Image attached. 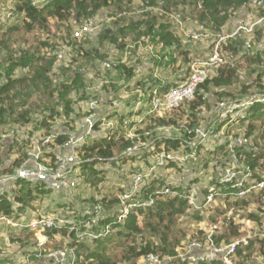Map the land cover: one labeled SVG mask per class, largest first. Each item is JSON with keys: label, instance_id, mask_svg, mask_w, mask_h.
Here are the masks:
<instances>
[{"label": "trees", "instance_id": "obj_1", "mask_svg": "<svg viewBox=\"0 0 264 264\" xmlns=\"http://www.w3.org/2000/svg\"><path fill=\"white\" fill-rule=\"evenodd\" d=\"M158 1L159 0H157L156 2L155 0H145L144 4L138 10H141L147 4L154 6ZM163 1L165 2V0ZM170 1L172 2V0ZM186 1H188L189 4H194L193 7L197 10L195 17L197 19V22H199L198 24L204 25L207 29L208 27H206V23L204 22V20H206L207 26L209 22H211L210 25L216 23L217 26L215 27L217 29L219 28L218 30H220V28L224 24L223 20L227 19V17L219 16V10L230 5H241L246 0H183L182 4H185ZM124 2L125 0H52L51 2H48L43 6H35L32 4V0H15L12 11L19 14L20 18L17 19L18 22L14 24L2 23L0 28H4V30L0 32V124L11 121V123H17L25 126L31 122H35L33 121L34 117L32 116V108L34 107V101H32V98L37 94L40 95V98H43L46 102V110L42 108V112L38 116L39 118H37L36 124H38V126L34 125V129L38 131L40 139L48 134V132L51 130L52 124L56 118V114L58 113L55 110L56 106L60 105L62 101H65L64 111H62V113L67 118V120L65 121V124L67 125L65 129L67 131H72L74 129L75 125L71 124L74 123V120L71 117V113L74 111V106L76 105V103L73 102L72 98H68V95L69 93L71 94L75 92V94L79 96V101L81 102L88 98V90L85 89V86L90 83V79L87 80L86 72L92 71L97 62H99L101 59H104L107 54L105 55V52H102L101 49H97L96 47H94L95 49H85L82 45H79V69H77V71L74 70L75 72L71 78V81H63L56 84L53 83L55 81L51 80L50 73L55 67V54L51 55L39 52L37 47L34 49L23 47L14 48L13 45L15 41L12 40L13 35L19 32L20 29H24L28 32L33 30L34 27L46 28L48 18H57L59 20H63L69 18L72 15L75 16V18L79 20V22L91 18L94 20V22L97 21V23H101L99 18L96 20L94 17H100L101 13L104 14V10L108 11V14L110 15H113L117 12L113 17H110L111 25L103 28L100 32L97 33V35H93L94 38L100 40V37H102V41H108L106 44L113 46L111 48V51L113 52L115 49H120L123 46L121 38H123L124 40L126 38H130L132 40L139 38L140 40L145 41L147 38L151 37V40L154 41V45L156 47L161 46V48L158 49V53L160 54V58L162 61H170L172 52L175 51L178 52V56H182L183 64L186 65V67L183 69L184 71L181 72V76L178 78V80H174L172 82L166 81L165 85H163L162 89L160 90L165 91L172 86H177L186 81L191 72V64L196 60H192L194 56L189 58L187 54L185 55L186 50L189 52L188 49L181 50L180 34L172 30V26H175L172 20H170L163 14H159L157 11L141 12L143 16L141 17L140 22L137 21L138 23L133 22L132 24L133 28L137 31V36H132V33L129 34L127 32V29L130 25L128 23L125 24L126 22L121 21L123 20V18H120L126 13L122 12L124 10L120 11ZM169 6L170 2L166 0V4L164 6L166 11H171ZM159 17L162 18L165 22H161L157 27L156 20ZM261 24V27H263L264 22H262ZM256 28L257 26H255L253 32L248 34H254ZM211 32L219 33L220 31ZM88 35L89 34H85L81 38H79L80 42L84 40L85 37L88 38ZM93 36H91L89 39H91ZM241 36L236 38L231 37V40L233 42L236 40H240ZM231 40H228L227 42H223V40L220 41L219 45L221 44V47H218V51L221 52V55H223L222 49H230V51L232 52L237 51L234 46L230 45L232 44V42L227 44ZM135 41L141 43L139 40ZM135 41L133 42V44H130L128 48H133L132 50H134L135 45H137L135 44ZM203 42H207V47L210 48L211 51L215 45L216 40H213L210 37L209 40H205ZM136 48L138 47L136 46ZM247 54H244V58L249 62L264 64V54ZM166 57H169V59L166 60ZM207 58L208 56L206 57L204 55L202 58L196 59L197 61H205ZM162 61L159 62V64L163 63ZM85 66H87V69L83 71V68ZM112 67L116 68L117 71L121 73L122 68L119 69V67L122 66L114 65ZM124 74L126 78H130L133 76V72L131 71V69L127 68L125 70V66ZM236 77L237 68L235 64L226 61L224 64L217 66L214 74H208L206 79L196 87L193 99L180 104L177 108L169 111H163L164 114L161 116H156L153 114L146 115L138 125L143 124L144 121H148L149 124H146L144 128H134V135H127L124 130H120L119 125L108 129V135H90L89 138L91 140L89 142H86V144H84V146L82 147V150L84 151L82 157L83 159L91 160L82 162L80 164V167H78L80 171V173L78 172V175L80 174V176L84 178V186L86 184H90V186L96 187L99 183H102L105 179L103 171L104 166H108L109 169H113V166H118L120 169L124 170L123 174H121V172L118 170L117 176L113 183H126V181L128 180V175L134 172V167L132 166H135L136 164L140 165V162H144V165H149V163L152 162H150L149 158H154L156 153L162 149V146L167 149L177 148L180 144V138L170 139L164 136L159 137L158 131H161L160 127H168L169 125L173 127L174 124L178 123V121H180L179 117L182 118V114L184 112L176 111L181 109L182 106L186 104L187 109H190H186V111H188L191 116L195 115L197 109L201 107L208 98L205 92H211L213 94L212 88L214 87L230 88L237 82ZM151 80L153 81V79ZM152 84H155V82L153 81L150 84H147L146 82H138L137 84L142 86L144 92V97L141 100V103L144 106L148 105L149 91L152 88ZM103 90H107L106 84L102 85V88L100 90L101 96H104V94L107 93L105 91L103 92ZM54 95L57 96V104L56 106L49 107L47 103L48 101L50 102ZM233 96L234 95H232L231 93V97ZM107 97L111 96H108L106 94L105 99ZM136 97L137 93H133L129 98L135 99ZM232 99L244 100L245 98L234 97ZM29 101H32L33 105L28 104ZM106 102L107 100L100 103V105L96 107L98 116L104 114L103 108H106ZM192 111H194L195 114ZM87 112L89 113V111H84V114L87 115ZM142 112L143 110L140 109L137 113ZM169 112H174L173 116L167 115V113ZM82 114L83 111L79 108V118ZM246 114L247 119H243L246 120L244 135L247 138L252 137L254 143L257 137L264 136V101L254 102V104L250 106V108H248ZM113 118V114L107 115L106 121L109 122ZM122 118L125 119L121 116L118 118L120 123L124 122ZM136 120L137 119L135 118V121ZM135 121H132L127 125L131 126ZM245 122L243 121V123ZM98 124H100V121H97L95 125V128H97V130L100 128ZM193 125L200 124L194 122L193 124H187L186 126L192 127ZM218 127L219 126H215V129H217ZM179 134L182 136V138H184L187 135V132L184 130H180ZM29 137H33L32 132H30L29 135L26 136V138L21 137L22 142H25L26 144ZM67 139V133H59V135L55 139V143L61 145L64 144ZM145 141H150L147 151L141 149L140 151H136L138 149L127 151V149L130 147H143V143H146ZM220 147L221 148H215L217 149V151L224 150L223 144H221ZM114 149L119 152L118 155H114ZM252 150L253 148H250V150L242 151V153L246 157V162L251 167L261 159V156H264L263 148H259V150L256 149L257 154ZM28 151H22L21 153L18 152L19 155L13 158L10 166L5 167L3 170H0V174H2L0 175V177L14 174L16 169H18L22 165V162L27 157ZM44 155H50L52 157L51 161L54 160L55 155L52 152H45ZM139 155L141 156V159L138 161L137 159ZM126 158H129L131 160V163L134 162L136 164H131V167L123 169ZM110 161L112 162V164H110ZM96 165H99V168H94L96 167ZM216 169L217 167L216 165H214L212 167L214 176H212V179L210 180H202L201 178H198V176L193 175L192 171L190 173L188 172V170H186V172H188L187 174H189L187 176H189L190 178L188 182V188L191 185L199 184L202 194H207L210 187L218 189L219 184L217 183L215 176ZM177 170H180V168H178ZM99 173H101L102 176H98ZM258 178L260 179L261 177L258 176ZM13 184L15 185L12 188L11 193L4 191V194L2 195L3 199L0 203V211H3L5 213H11L13 211V207L20 213L27 211L34 212L37 207L32 208V202L37 199L42 200L43 195H49L48 192L53 193L41 182L31 183L29 181L15 179L12 180L11 187L13 186ZM78 188L76 190L77 192L74 195V198L78 195ZM93 194L91 195L90 199L84 200L85 203L92 205L100 202L102 203L104 209L110 208L109 210L113 209L114 207H119L118 199L115 196L113 198L102 196V198L98 200V198L93 199ZM63 196V194H59L58 198L54 199V204L56 205V207H67L73 202L72 198L68 199L64 196V199L62 198ZM79 203V206L75 207L73 211L76 218L79 217V214H81L82 210L84 212V205L81 204L80 199ZM253 203L257 205L256 211L258 213H249L248 217H244V219L242 218V220L249 221L251 223L253 222V224L254 222H257L258 226H260L262 216L264 215V199L258 197V199H256ZM186 204V200L180 197H164L163 199H160L159 202H157L156 205L151 209L140 211L137 210L136 212L131 211L127 213L125 215V219L122 222L115 221L111 224V226L113 227L112 231H110L102 238L94 240H88L86 238L78 240L76 239L73 232L69 233L66 229L51 230L46 233V235L48 236L47 245L49 246V242L56 234H60L62 238H67L68 241L66 246L64 244L58 243L55 244V247H72L75 252L77 264H117V260L114 258L115 256L110 252V250L112 249V247L123 246L130 239L133 243L128 244L129 246L126 250L127 260H135V258L137 257L152 253L158 255L160 260L163 262L164 257L175 258L173 262L169 264H173L174 262H178L180 264H223L220 260L211 262L198 261L193 263H189L186 260L181 262V259H179L178 255H176L174 247L177 241H168L175 238V236L170 238V235L172 234L170 232V226L166 225L165 228H163L158 222H172L175 215H180L184 212L185 208L187 207ZM231 204L233 206H245L246 202L242 199L232 202ZM228 205L229 203L227 204V206ZM116 212L117 210H115V213ZM247 213L248 212H245V214ZM88 216V214H85L83 216V219H81L85 221L88 219ZM192 216H194V218H198L199 214L197 212H193ZM115 218V216H107L105 219L101 220L100 223L105 222L106 220H113ZM139 218H143V223L141 226L138 223ZM248 218L252 219V221L248 220ZM155 219L158 220L156 221V223H154ZM143 227L149 228L151 233L161 232L162 236L159 242H152L151 240H149V238H146L143 235ZM238 232L240 233V229H238ZM236 236L237 232L235 228L230 227L228 232L218 231L217 233H214L213 240L216 243L228 244L229 242L234 241L236 239ZM204 237L205 236L198 239H202ZM11 239L15 240V242H18L20 244V247L26 248L23 250L24 254H31L30 257L35 258V252L32 253L31 251L35 242H33L34 240L29 237L27 232H20L18 235H14V237H11ZM257 241L260 243V249L262 250V252H264V238H260ZM252 244L253 241H251L250 246L247 247L246 250H249ZM28 246H30V248H27ZM27 249L29 251H27ZM159 251L162 254H159ZM236 255L242 257L238 260V264H244L240 263L243 262V259L245 260L246 264H260L248 258L249 252L243 254L239 246L237 248ZM6 257L7 256H5L4 258L0 257V264H4L5 262L9 261V259Z\"/></svg>", "mask_w": 264, "mask_h": 264}, {"label": "built area", "instance_id": "obj_2", "mask_svg": "<svg viewBox=\"0 0 264 264\" xmlns=\"http://www.w3.org/2000/svg\"><path fill=\"white\" fill-rule=\"evenodd\" d=\"M52 0H32V4L35 6H43ZM148 3V2H147ZM264 4V0H246L240 6L236 8L234 5L226 6L219 10V16H226L227 18H233V29L228 33H217V40L213 49L209 52V56L206 61H193L191 64V72L186 81L183 83L172 86L165 91H162L163 82H155L152 84V88L149 91L148 105L144 106L141 103L144 97L143 89H139L137 97L135 99L128 98L127 103L130 102L128 108L132 114L139 115L138 111L133 108L137 106L143 110L142 114L135 121V118H129L125 120L124 124H130L135 121L133 125H127L129 128H135L146 115H158L163 111H169L177 108L180 104L193 99L196 87L202 83L209 74V66L212 63L221 62L222 58L218 51L220 41L226 38L240 37L243 33H251L254 31L255 26L264 22V16H257L253 20L248 18V7L254 5ZM165 2L159 0L156 5H145L144 8L139 10L140 12L157 11L159 14H163L172 20L175 27L181 32L185 33V37L189 43L209 40L211 36H215L209 32L204 25L199 24L195 27L187 28L183 22L182 17L174 11H166ZM97 25L93 19L89 18L79 23V28L74 32L73 36L81 38L83 35L91 34L97 29ZM136 43H139L138 41ZM117 61L110 57H105L97 62L96 66L90 72H86L87 80L90 79V83L85 86L88 90V98L84 101H79V108L83 111L80 116V124L84 125V133L76 135L70 133L68 139L64 144H56L55 139L61 133L59 129L51 128V130L39 140L31 150L27 152V157L22 162V165L16 169L12 175L0 177V183L10 182L12 180L20 179L29 181L31 183L41 182L47 188H49L56 196L63 194L68 199L74 198L76 190L82 184L78 181V167L84 161H90L91 159H83L82 155L84 151L82 147L86 144V139L90 135L100 134L98 131L105 132L115 127L112 122H107L106 117L102 114L98 116L96 107L100 103L104 102L105 95L101 96V82L97 81L99 75H102L101 69H109L116 65ZM87 69V66L83 68V71ZM104 100V101H103ZM257 101H264L262 98H247L239 100H225L219 102L218 109L223 106V111L216 113L214 116L219 118L214 119L213 116L206 123L200 125L180 126L174 128V130L180 133V130L187 132V135L182 138L180 135V144L177 148L167 149L162 146V149L156 153L154 160H151L149 165H135L134 172L128 175V180L123 182L120 186L119 192L116 194L119 207L111 210H105L102 203L98 202L92 205L87 204L84 206V212L82 210L79 217L76 218L73 212H65L63 215H42L34 214V216H26L25 213H20L13 207L11 213H5L0 211V231L2 229H12L13 232L25 231L32 233V238L38 247L34 257H40L38 262H47V264H77L74 249L72 247L64 248H50L47 245L48 236L47 232L51 230L66 229L67 232H73L76 239L80 240L86 238L88 240H94L102 238L113 230L111 224L115 221L122 222L125 219V215L131 211L148 210L153 208L160 199L164 197H180L186 200V205L190 208H194L192 211L197 212L200 216L203 211L206 213L214 212V208L227 207L232 205V202L238 200H245L246 204L253 203L258 197L264 199V159L261 158L254 166H250L246 162V157L242 153L244 146L251 147L249 145L248 138L244 135V126L240 131L239 123L245 122L247 119V110ZM221 105V106H220ZM143 106V108H142ZM226 106V108H225ZM109 108V107H108ZM128 110V111H129ZM87 112V115L84 114ZM233 112L232 117H227L226 113ZM98 116V117H97ZM217 116V117H218ZM97 121H100V128L97 130L95 125ZM217 121V122H216ZM215 126H219L215 129ZM161 130L166 127H160ZM129 135L126 130H124ZM134 132V131H133ZM132 132L131 135H134ZM220 134L223 137V141L213 142L212 147L221 148L220 145H224L223 156L216 160V163L212 164L211 169L216 165V180L219 184L218 189L210 187L207 194H202L199 187L191 185L188 188V182L190 180L189 174L180 173L183 166L189 164L193 166L196 161L198 168L201 166L198 161V155L201 150V146L208 142L206 139ZM130 135V136H131ZM87 137V138H86ZM166 137V136H164ZM86 138V139H85ZM175 139L172 137H166ZM50 143L56 144L52 152L55 157L51 161V156H45L43 148L47 147ZM146 145V144H145ZM143 145V147H145ZM148 146V145H147ZM138 149V147H130L127 151ZM136 150V151H138ZM126 151V152H127ZM220 150H218L219 152ZM48 153V152H47ZM192 157V159H191ZM259 164V165H258ZM261 164V165H260ZM147 168V170H145ZM124 169V167H123ZM121 174L124 170L120 169ZM188 172L191 173L190 170ZM193 172V170H192ZM194 174V173H192ZM214 176L213 171L209 175V179ZM258 176L261 178L259 179ZM13 188V186L11 187ZM10 188V189H11ZM4 190L0 185V203L2 201V195ZM62 197L65 199V197ZM102 198L98 195V200ZM219 203L214 204V202ZM214 205H216L214 207ZM68 209V207H66ZM196 209V210H195ZM110 212V214H109ZM88 214V219L83 221V216ZM107 216H115L113 220H106L100 223L101 220ZM82 218V219H81ZM254 225V224H253ZM252 228V226H251ZM214 234V231H211ZM264 238V226H258L249 230L241 238H236L234 241L228 244L216 243L213 240L212 235H205L202 239H192L186 244L185 254L180 255L181 262L188 261L189 263L205 261L211 262L220 260L223 264H238V260L242 257L236 255L238 246L245 254L249 252V258L254 254L249 250H246L250 246L251 241L258 243L257 239ZM209 248L207 252L200 253L204 249ZM199 254H193V251ZM43 252H41V251ZM48 250V251H46ZM46 251V252H45ZM45 252V253H44ZM44 253V254H42ZM262 260H253L260 264H264V255L261 256ZM260 257V259H261ZM31 258V257H30ZM179 258V257H178ZM179 258V259H180ZM17 264H29V257L23 255L16 258ZM175 258H164V262L160 260L156 254L144 255L143 264H169L172 263Z\"/></svg>", "mask_w": 264, "mask_h": 264}, {"label": "rangeland", "instance_id": "obj_3", "mask_svg": "<svg viewBox=\"0 0 264 264\" xmlns=\"http://www.w3.org/2000/svg\"><path fill=\"white\" fill-rule=\"evenodd\" d=\"M14 1L15 0H1L0 2V28H1L2 23L14 24L18 22L17 19L20 18L19 14H17L16 12L14 13L12 11ZM144 1L145 0H131V1L125 0L122 6V9L120 10V11L124 10L122 11L124 13L126 12L120 18H123V20L121 21L127 22L130 25L127 29V32L129 34L132 33V36H137V31L133 28L132 24L133 22L134 23L140 22L141 17L143 15L138 9L141 8V6L144 4ZM156 1L157 0H155V2ZM182 1L183 0H176V1L172 0L171 2L170 0H168V2H170V6H169L170 10L175 11L182 17L183 22L187 28H191V27H195L199 25L198 24L199 22H197V19L195 17L197 10L193 7L194 4H189L188 1H186L185 4H182ZM165 4H166V0H165ZM241 5H238L235 7L240 8ZM247 11L249 13L248 18L250 20H253L257 16H264V4L248 7ZM108 13H109L108 11L104 10V14L102 16L94 17L96 20L99 18L101 22L103 21L105 22L100 24V23H97V21H95V25L99 26L98 24H100V26H99L98 31L94 30L96 32L93 33L92 36L97 35V33L100 32L103 28L111 25L110 17H113L117 12L113 15L112 14L110 15ZM47 21L48 22H47L46 28L34 27L33 30L28 31V32L25 31L24 29H20V31L14 34L12 37V40L15 41L13 47L14 48L23 47V48H31V49H34L37 47L39 52L51 54V55L55 54L56 62H55V67L52 69L50 73L51 80L55 81L53 82L55 84L59 82H63V81L70 82L74 72L77 71V69H79V45L82 44V41L80 42L79 37L74 38L73 34L75 31L78 30L80 22L79 20L75 18V16H72V15L69 18H66L63 20H59L57 18H48ZM161 22H165V21L159 17L156 20V26L158 27ZM204 22L206 23V27H208L207 29L209 30V32L220 31L219 33H224L225 35V33L229 34V32H231L233 29V18L224 19L223 20L224 24L222 25V27L220 25L221 27L220 30H218L219 28L217 29L215 27L217 26L216 23H213V25H210L211 22H209L207 26V21L204 20ZM261 26L262 24L257 25L258 29L256 28L254 34L243 33L240 40H236L233 42L231 40L232 39L231 37L223 40V42H227L228 40H231L227 44L232 42V44L230 45L234 46L237 49V51L232 52L230 51V49H227V50L222 49L223 55L220 54L222 58L221 62H217L216 64L215 63L210 64L211 66H209V74L211 75L214 74L217 66L224 64L226 61H229L232 64H235L237 68V77H236L237 82L235 83L234 86L230 88H215L214 87L212 88L213 94L211 92H205L208 98L203 103V105L197 109V112L195 111L196 114L194 113V111H192L195 114L193 116H191L190 113L186 111L187 104L182 106V108L177 110L176 112H184V113L182 114V118L179 117L180 121H178V123L173 125L174 128H177V126L180 127L181 125L186 126L187 124H193L194 122H197L198 124H204L207 122L206 119H209L212 116L214 119L219 118L218 114H217L218 117L214 115L224 110L223 106L221 105H220L221 108L218 109L219 102L221 101L233 100L232 98L234 97L246 99V98H262V96H264V64L252 63L244 58V54H247V53H249L247 55H253L255 53H259L261 55L264 54V26L263 27ZM3 30L4 28L0 29V32ZM172 30L180 34V39H181L180 48L181 50H186V49L189 50V52L187 50L185 52V55L187 54L189 58L194 56L192 60L197 61L198 58H202L204 55L206 57L209 56L210 48L207 47V42L198 41V42L189 43L187 40H185L186 35L184 32L181 33L179 30H177L175 26L174 27L172 26ZM213 34L215 36H211V38L213 40H217V36H216L217 33H213ZM138 39L139 38L135 40H138ZM135 40H132L130 38H126L124 40L123 38H121V41L123 42V46L120 48V50L127 51V52L135 51V50H132L133 48H128V46H130V44H133ZM86 41L90 46L92 43L91 40H86ZM146 41L148 42L147 45L152 44L155 50H158L159 48H161V46L156 47L154 45V41L151 40V37L147 38ZM136 46L138 48L143 47L142 41H141V44L135 45V49H137ZM219 47H221V44L219 45ZM102 51H106L105 47L102 49ZM175 54H176L175 62L172 63V66H170V69H167V71L168 73H170L171 71H174L175 74L177 75L179 74V76H181V72L184 71L183 69L186 67V65L183 64L182 56L181 55L178 56V52H175ZM101 72L102 74H104L105 69H101ZM109 74H106L108 88L107 90H104V91L110 94V92H113V88L111 87L108 81ZM175 74H173V77L176 76ZM97 81L101 82V87L103 84L106 83V81L104 80V78L101 77V75H99V77L97 78ZM127 81L128 80L123 79V83L122 84L120 83V85L118 84L116 86V88H118L117 94L114 98L110 94L112 96L111 103L107 104L106 107H109V108L112 107L114 109L113 112L109 114V115L113 114L114 118L109 122H112L114 125H119V128L121 131L126 130V132L129 135H131L132 132L134 131V128H129L127 127V125L124 124V122L120 123L118 120L120 116L125 118V119L122 118L123 121L129 120V118L134 119L136 117V114H132L128 108L129 104L131 103V100L130 102L127 103V99L135 92L134 91L132 93V91L128 89L130 88L132 89L134 85L131 84L132 82H130L129 83L130 85H126L127 87H129L127 89L125 85H123ZM231 93L232 95H234L233 97H231ZM56 98L57 96L54 95L52 99L50 100V102L48 101L47 105L49 107L56 106L57 104ZM68 98H72L73 102L76 103V106H74L75 109L71 113V117L74 120V123H71V124L75 125L74 131H76L79 128V116H78L79 96L76 95L75 92H73L71 94L69 93ZM32 101H34V105L32 104ZM32 101H29L28 104H31L34 106L32 108L33 110L32 116L34 117L33 121L35 122H31L25 126H22L17 123H11V121L0 124V170H3L5 167H9L13 158L17 157L19 153H21L22 151L31 150L36 144L39 143V139H40L39 133L36 129H34V125L38 126V124H36L37 118H39L38 116L41 114L42 108L46 110V102L43 98H40V95H37V94L32 98ZM64 105H65V101H62L60 105L56 106L55 110L58 113L56 114V118L51 128L58 130V129H64L67 126L65 124V121L67 120V118L62 113V111H64ZM133 108H135L137 111L139 110L137 106H133ZM187 110H190V109H187ZM141 114L142 113L137 115L136 119H138V117ZM163 114L164 113L161 112L156 116H161ZM173 114L174 112L167 113V115H170V116H173ZM231 115H233V112L226 113V116L229 118L232 117ZM146 124H149V122L144 121L143 124L137 125L135 128H144ZM239 124H240L239 128L241 131L242 126H244L245 128L246 122L244 124L242 123H239ZM173 127L169 125L168 127L162 129L161 131H158L159 133L158 136L159 137L166 136V137H172V138L179 137L180 135L178 131L174 130ZM30 132H32L33 137H29L28 141L25 144V142H22L21 137L26 138V136H28ZM98 133H100V135H108L109 131L106 129L104 133L103 131H98ZM223 139H224L223 137H220V134H216L215 136L206 139L208 142H205L201 146V150L198 155V159H199L198 161L200 162V165H201L199 168L196 165L197 163L196 161V163L193 166L187 164L183 166L181 170H177V171L185 174V173H188L186 172V170H190V171L193 170V173H194L193 175L198 176V178H201L202 180H208L209 175H211L212 164L216 163V160L218 161V158L223 156L222 150L218 152L217 149L215 147H212L211 145L213 142L223 141ZM90 140H91L90 138L86 139L87 142H89ZM150 141H145L146 143H143V145L146 144L145 147H139L138 151H140V149L147 151L149 147L147 145L149 144ZM1 142H2V145H1ZM247 143H249L252 146L251 147L244 146L243 147L244 150H250V148H253L252 151L257 154L256 149L258 150L259 148L264 149V136L257 137L254 143H253L252 137L251 138L249 137ZM54 147L55 145L50 143L47 147L43 148V151L44 152L51 151L52 149H54ZM118 154L119 152L116 149H114V155H118ZM260 158L264 159V156H261ZM140 159H141V156L139 155L137 160L139 161ZM149 160L150 161L154 160V158L150 157ZM110 164H112V162ZM131 164L133 165L136 163L134 162L131 163V160L129 158H126L124 168L131 167L132 166ZM143 164L144 162H140V165H143ZM113 167H114L113 169H109L108 166L103 167L104 170L103 169L102 170L104 171L105 179L102 183H99L96 187L94 186L92 187L90 186V184L89 185L86 184L84 186L83 184L84 178H82L79 174V177L77 178H78V181L81 182L82 184L80 185V188H78V195L72 199L73 202L71 203V205L67 206L68 209L66 207H56V205L54 204V199H57L58 196H56L55 193L48 192L49 195L48 196L43 195L42 200L37 199L34 202H32V208L37 207V209L33 212L31 216H34V214L36 215L37 213H40L42 215H47V214L63 215L65 212H70V211L73 212L75 207L79 206L80 204L79 199L81 201V204L86 206L87 203H85L84 200L90 199L93 193H94L93 199L98 198V195H101L103 197L107 196V197L113 198L119 192L120 186L123 184V183H116V184L113 183V181H115V178L117 176L118 170L120 171V168L118 166H113ZM94 168H99V165H96V167ZM145 170H147V168ZM78 172L80 173L79 168H78ZM98 176H102V174L99 173ZM194 186L199 187L200 185L196 184ZM198 190H200V187ZM217 203H219V201L214 202V204H217ZM215 206L216 205H214V207ZM116 209L117 208H115V210ZM192 209L194 210L192 206L189 208L187 205V207L185 208L182 214L175 215L173 217L172 222H164V221H162L161 223L158 222L163 228H165L166 225L170 226V232L172 233L170 235V238H172L173 236H175V238L172 240H168V241H177L174 247L175 248L174 251L176 252V255H178L179 258H180V255L185 254L186 244L190 242L193 238L194 239L201 238L205 235L213 236L211 231H214L215 233H217L218 231L228 232L230 227L235 228L238 238H241L245 234H247L249 230L257 227L258 225L257 222H254V225H253V222L251 223L249 221L242 220V218L244 219V217H248L249 213H253V214L258 213L256 211L257 205L255 203H248V204H245V206L244 205H236V206L230 205L225 208L220 206V207H217V209L214 208V212H211L208 214L206 213V211H203L202 213H200L201 216L199 215L198 218H194V216H192V213L194 212L192 211ZM245 212H248V213L245 214ZM27 216L30 217V213H28ZM248 220L252 221V219L250 218H248ZM156 221L158 220L155 219L154 223H156ZM138 223L141 226L143 223V218H139ZM262 225L264 226V215L262 216L260 227H262ZM237 228L240 229V233L238 232ZM142 230H143V235L146 238H149V240H151L152 242H159L162 236L161 232L151 233L149 228L143 227ZM20 232H25V231H20ZM20 232L14 233L12 229H2L0 231V257L4 258L5 256H7L6 258L9 259V261L5 262L4 264H17L18 261L16 258L23 255L24 257L26 256L29 257V264H37L38 263L37 260L40 257L36 256L35 258H30L31 254L26 255L23 253L24 252L23 250L26 248L20 247V244L18 242H15V240L11 239V237H14V235H18ZM27 234L29 235L30 238L34 237L32 233H27ZM67 241H68L67 238H64V237L62 238L60 234H56L53 237V239L49 242V247L59 248V246L55 247V244H58V243L64 244L66 246ZM130 241L131 239L127 243H125L123 246L112 247V249L110 250V252L114 254L115 256L114 258L117 260V264H143L144 255L135 258V260L126 259V255H127L126 250L129 246L128 244L133 243L132 241L131 242ZM35 245L36 243L33 244V248L31 250L32 253L34 252L36 253V250H38V247ZM252 246L253 247L251 251H253L254 254L256 255H253L250 259L251 260H262L263 258L261 256L264 255V252H262V250L260 249V243L259 242L253 243ZM27 248H30V246H28ZM207 250H209V248L204 249L200 253L207 252ZM27 251L29 250L27 249ZM158 253L162 254L160 251ZM193 254H199V253L195 249L193 251ZM164 258H167V257H164ZM240 263L246 264L244 259H243V262H240ZM173 264H180V263L174 262Z\"/></svg>", "mask_w": 264, "mask_h": 264}, {"label": "crops", "instance_id": "obj_4", "mask_svg": "<svg viewBox=\"0 0 264 264\" xmlns=\"http://www.w3.org/2000/svg\"><path fill=\"white\" fill-rule=\"evenodd\" d=\"M102 14L103 13H101V16H102ZM103 22H105V21H103ZM103 22H101L100 24H102ZM100 24H98V25L100 26ZM125 24H127V22ZM99 26L97 27L96 31H98ZM96 31L91 32V34L88 35V38L85 37L84 40H82L81 45L85 49H95L94 47H96L97 49L102 50L105 47L106 51H102V52H105V55L107 54L106 57H110L112 59H115L117 61L116 66H122V67H119V69L122 68L123 72L121 71V73H119L116 68L112 67V68L106 69L104 74L101 75V77L104 78V80L106 81L105 84H106V87L108 88V85H107L108 82H107L106 74L110 73L108 81H109V84L111 85V87L113 88V92H110V94L113 96V98L117 94L118 88H116V86L118 84L120 85V83L122 84L123 79L128 80L126 83L123 84V85H125V87L127 89L129 87H127L126 85H130L129 83L132 82L131 84H133L134 86L132 89L130 88L128 90H131L133 93L134 91L136 92L142 88L141 85H137L138 82H143V83L146 82L147 84H150L153 81L158 82V83H160V82L165 83L166 81L172 82L174 80H178V78L180 77L179 74L178 75L175 74L174 71H171L170 73H168V71H167V69H170V66H172V63L175 62V59H176L175 58L176 57L175 51L172 52L173 58L171 57L170 61H162L160 58V54L158 53V50H155L154 46L152 44L147 45L148 42L146 40L142 41V40L138 39L140 42L142 41L143 47H140L137 49L134 48L135 51H128L127 52V51H123L120 49H115L112 52L111 48L113 46L106 44L108 41H105V40L102 41V37H100V40L94 38V36L91 39H89L92 36V34L95 33ZM86 40H91L92 43H91L90 47H89V44L87 43ZM83 42H85V43H83ZM136 42L137 41H135V44H141V43H136ZM165 59L168 60L169 57H166ZM165 59H163V60H165ZM161 61L163 63L159 64V62H161ZM124 66H125V70L127 68L131 69V71L133 72L132 77H130V78L125 77ZM173 74H175L176 76L173 77ZM151 79H153V81ZM103 92H104V90H103ZM105 94H107L108 96H111L108 92ZM112 96L106 98L107 104L111 103L110 100L112 99ZM108 98L110 100H108ZM103 109H104L103 115L105 117L107 115H109L111 112H113V110H114L112 107L111 108L106 107ZM84 128H85L84 125L80 124V120H79V128L76 131H74V129L72 131H67L65 128L59 129V131L61 133L65 132L68 135L72 132V133L79 136V134L84 133V131H85ZM0 185L4 191L9 192V190H10L9 188L12 184L10 182H6V184L0 183ZM13 187H14V184H13ZM24 213L26 216L28 213H30V216L33 214V212H29V211L24 212ZM37 264H47V262H43V263L38 262Z\"/></svg>", "mask_w": 264, "mask_h": 264}, {"label": "clouds", "instance_id": "obj_5", "mask_svg": "<svg viewBox=\"0 0 264 264\" xmlns=\"http://www.w3.org/2000/svg\"><path fill=\"white\" fill-rule=\"evenodd\" d=\"M97 30V29H96ZM117 65V64H116ZM76 106V105H75ZM48 152H50V151H48ZM79 176V175H78ZM11 191H12V188L9 190V193H11ZM37 214H40V213H37ZM14 233H16V232H14Z\"/></svg>", "mask_w": 264, "mask_h": 264}]
</instances>
